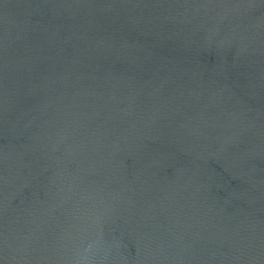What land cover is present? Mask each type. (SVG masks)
I'll return each mask as SVG.
<instances>
[{"label": "water", "instance_id": "obj_1", "mask_svg": "<svg viewBox=\"0 0 264 264\" xmlns=\"http://www.w3.org/2000/svg\"><path fill=\"white\" fill-rule=\"evenodd\" d=\"M0 264H264V0H0Z\"/></svg>", "mask_w": 264, "mask_h": 264}]
</instances>
